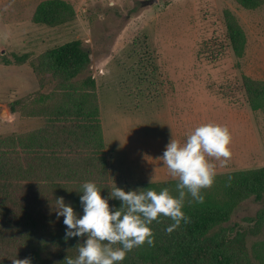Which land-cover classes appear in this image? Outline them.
<instances>
[{
	"label": "rangeland",
	"instance_id": "obj_1",
	"mask_svg": "<svg viewBox=\"0 0 264 264\" xmlns=\"http://www.w3.org/2000/svg\"><path fill=\"white\" fill-rule=\"evenodd\" d=\"M41 1L0 0V143L44 127L43 120L21 114L55 94L50 69L36 76L32 66L51 48L78 39L90 52V66L77 79L90 76L96 84L110 187L153 183L178 195L177 180L160 157L171 138L183 143L209 122L229 128L232 155L224 164L215 161L216 180L203 190V202L224 199L219 180L227 173L264 168V111L250 107L242 87L243 76L264 81V5L246 10L234 0H65L75 19L50 28L32 22ZM225 9L244 30L242 57L229 46ZM12 55L26 62L15 65ZM190 200L186 194L185 205ZM201 243L240 263L264 264V200L239 204Z\"/></svg>",
	"mask_w": 264,
	"mask_h": 264
},
{
	"label": "trees",
	"instance_id": "obj_2",
	"mask_svg": "<svg viewBox=\"0 0 264 264\" xmlns=\"http://www.w3.org/2000/svg\"><path fill=\"white\" fill-rule=\"evenodd\" d=\"M234 1L246 10L264 5V0ZM222 14L232 53L242 57L244 30L229 9ZM75 16L67 1L43 0L36 6L32 22L54 28L73 21ZM12 56L15 65L26 62L24 55ZM39 60L33 70L41 76L50 69L48 80L55 94L48 97L49 101H35L21 114L24 119L43 120L44 127L9 136L0 143V264L26 258L31 264H67L66 258L78 254L76 247L84 237L65 239L66 225L63 217L56 215V199L63 197L82 215L79 192L84 182H95L105 197L114 189L107 178L96 84L90 76L77 79L90 66L89 50L76 39L51 48ZM242 87L250 107L264 111V81L243 76ZM10 110L19 112L13 105ZM219 184L224 197L221 202L185 205L183 210L190 220L171 233L165 231L172 223L170 218L153 221L154 245L132 249L121 264H256L240 263L233 255L200 242L211 229L226 223L245 200H264V168L229 172ZM138 185L139 189L160 191L153 183ZM109 205L119 208L121 201L110 198Z\"/></svg>",
	"mask_w": 264,
	"mask_h": 264
},
{
	"label": "clouds",
	"instance_id": "obj_3",
	"mask_svg": "<svg viewBox=\"0 0 264 264\" xmlns=\"http://www.w3.org/2000/svg\"><path fill=\"white\" fill-rule=\"evenodd\" d=\"M232 134L226 125L203 123L187 135L183 143L171 138L162 156L170 175L177 180L178 195L168 188L125 191L116 187L109 197L102 196L95 182L86 181L79 196L82 215L63 197L56 199L57 217L66 225L65 239L84 237L77 245L78 254L67 257V264H121L132 249L153 246L155 236L150 225L161 217L172 221L165 231L171 233L190 218L184 212L185 196L197 203L204 201L203 190L213 186L217 176L215 161L224 164L231 157ZM152 180L150 181V183ZM121 201L110 207L109 199ZM13 264H31L29 259Z\"/></svg>",
	"mask_w": 264,
	"mask_h": 264
},
{
	"label": "crops",
	"instance_id": "obj_4",
	"mask_svg": "<svg viewBox=\"0 0 264 264\" xmlns=\"http://www.w3.org/2000/svg\"><path fill=\"white\" fill-rule=\"evenodd\" d=\"M154 165H158V164L155 163ZM155 168H158V166H156Z\"/></svg>",
	"mask_w": 264,
	"mask_h": 264
}]
</instances>
